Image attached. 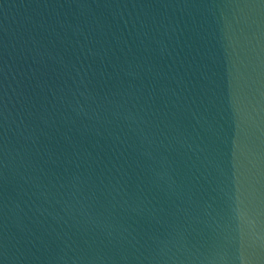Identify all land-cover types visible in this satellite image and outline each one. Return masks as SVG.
<instances>
[{"label": "water", "instance_id": "95a60500", "mask_svg": "<svg viewBox=\"0 0 264 264\" xmlns=\"http://www.w3.org/2000/svg\"><path fill=\"white\" fill-rule=\"evenodd\" d=\"M0 264H264V0H0Z\"/></svg>", "mask_w": 264, "mask_h": 264}]
</instances>
